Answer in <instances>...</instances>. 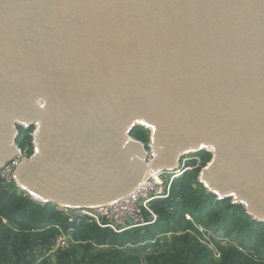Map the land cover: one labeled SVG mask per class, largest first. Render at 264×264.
<instances>
[{
  "label": "water",
  "instance_id": "obj_1",
  "mask_svg": "<svg viewBox=\"0 0 264 264\" xmlns=\"http://www.w3.org/2000/svg\"><path fill=\"white\" fill-rule=\"evenodd\" d=\"M19 128L39 204L105 206L206 152L197 183L264 224V0H0V171Z\"/></svg>",
  "mask_w": 264,
  "mask_h": 264
},
{
  "label": "trees",
  "instance_id": "obj_2",
  "mask_svg": "<svg viewBox=\"0 0 264 264\" xmlns=\"http://www.w3.org/2000/svg\"><path fill=\"white\" fill-rule=\"evenodd\" d=\"M32 131V128L28 131L19 128L16 141L18 148L21 152L25 150L28 157L33 151ZM130 136L145 145L149 141V132L143 128L134 129ZM199 157L195 172L176 179L166 200L151 203V210L157 214L153 224L120 234L84 221L71 224L54 207L42 206L17 190L9 192L1 186L0 264H31L28 260L31 252L59 233L55 227L64 232L73 228L71 236L76 242L56 256L55 264H264V251L260 252L261 248L264 249V224L252 221L242 207L232 205L231 200L217 201L208 193L209 200H203L192 188L195 184L206 193L196 180L211 155L202 152ZM189 165L188 162L186 167ZM219 210H222L221 219L208 223ZM191 214L197 215L196 222L207 231H222L224 239L213 240L216 253L202 244L199 239L202 233L194 224H186L185 216ZM144 217L148 222V216ZM167 233H171V238H167Z\"/></svg>",
  "mask_w": 264,
  "mask_h": 264
},
{
  "label": "built area",
  "instance_id": "obj_3",
  "mask_svg": "<svg viewBox=\"0 0 264 264\" xmlns=\"http://www.w3.org/2000/svg\"><path fill=\"white\" fill-rule=\"evenodd\" d=\"M26 157H28L26 153L20 150V155L17 159L3 169L7 171V177L4 178L5 183H13L17 191L19 190L14 183L12 173L16 165ZM187 170L186 159L184 158L179 170L176 172L155 173L153 174L155 177L148 176L130 194L117 202L94 209L54 208L61 211L71 224H79L84 221L116 234L124 233L153 224L157 216L154 215L150 208L151 203L166 200L169 197L172 181L181 177ZM145 215L149 218L148 222L144 219ZM185 217L189 219L188 216ZM3 222L6 223L5 221ZM55 228H57L59 233L54 239L47 244L36 247L31 252V257L28 259L31 264H55V258L59 253L67 250L71 244H76L71 236L73 228H69L67 232L62 231L58 227Z\"/></svg>",
  "mask_w": 264,
  "mask_h": 264
},
{
  "label": "rangeland",
  "instance_id": "obj_4",
  "mask_svg": "<svg viewBox=\"0 0 264 264\" xmlns=\"http://www.w3.org/2000/svg\"><path fill=\"white\" fill-rule=\"evenodd\" d=\"M23 152H25V150L23 151ZM197 161H196V163L194 164V165H189L188 167H187V171H185L184 172V174L183 175H181V177L182 176H184L185 175V173H188V172H192V173H194L195 171V169L197 168V166L199 165V163H200V157L199 158H197L196 159ZM199 173H200V171H199ZM199 173H198V176H199ZM198 176H197V178H198ZM7 177V171L6 170H2V171H0V187L2 186V187H4V188H6L9 192H15L16 191V187L14 186V184L13 183H10V184H7V183H5V181H4V178H6ZM181 177H179V178H181ZM170 178V177H169ZM175 182V180H173L172 181V183H171V187H172V184ZM196 182H197V180H196ZM4 184V185H3ZM192 188L193 189H196L197 190V192H198V194L201 196V198L203 199V200H207L208 199V197H207V193H205L203 190H201V189H198L197 187H196V185L195 184H192ZM204 189V188H203ZM7 197L5 196L4 197V199H6ZM209 200V199H208ZM207 200V201H208ZM189 202H191V201H189ZM194 204L196 203L195 201L193 202ZM221 211L222 210H219L218 211V215L215 217V218H211L210 220H209V222L208 223H210V222H213L214 220H216V219H221ZM152 212L154 213V211L152 210ZM154 215H156L157 216V214H155L154 213ZM191 215H193V214H191ZM190 215V216H191ZM190 216H188L189 217V219H186V217H185V220H187L186 221V224H187V222H189L190 224H194L195 225V227L202 233V237L201 238H199L200 240H201V242H202V244L204 245V246H206L208 249H210L211 251H213V252H215L216 253V246H214V244H213V240H216V239H221V238H223V237H221L222 235H221V230H217L216 231V233H214V232H212V231H207L206 230V228L204 227V226H202V225H199L197 222H196V220H195V218H196V216L195 215H193V216H191V218H190ZM193 220V221H192ZM182 226H185V224L183 223V225ZM181 226V227H182ZM219 227H220V225H218ZM181 227H180V229H181ZM177 230H179V229H177ZM180 232H182L181 230H179ZM175 234H176V232H175ZM178 234V233H177ZM167 235V238H171L170 236H171V233H167L166 234ZM224 239V238H223ZM228 241H229V238H228ZM261 250H263L264 251V249H260V252H261ZM262 256H264V255H262ZM216 257H218L217 255H216Z\"/></svg>",
  "mask_w": 264,
  "mask_h": 264
},
{
  "label": "flooded vegetation",
  "instance_id": "obj_5",
  "mask_svg": "<svg viewBox=\"0 0 264 264\" xmlns=\"http://www.w3.org/2000/svg\"><path fill=\"white\" fill-rule=\"evenodd\" d=\"M197 156L198 155H196V156H192V157H187V158H185L186 159V164H188V162L190 163V164H192V163H196V159H197ZM196 160V161H195ZM193 161V162H192Z\"/></svg>",
  "mask_w": 264,
  "mask_h": 264
},
{
  "label": "bare ground",
  "instance_id": "obj_6",
  "mask_svg": "<svg viewBox=\"0 0 264 264\" xmlns=\"http://www.w3.org/2000/svg\"><path fill=\"white\" fill-rule=\"evenodd\" d=\"M150 175H151V176H154L153 174H149L148 176H150ZM148 176H147V177H148ZM154 177H155V176H154ZM145 178H146V177H145ZM26 196L28 197V195H26Z\"/></svg>",
  "mask_w": 264,
  "mask_h": 264
},
{
  "label": "crops",
  "instance_id": "obj_7",
  "mask_svg": "<svg viewBox=\"0 0 264 264\" xmlns=\"http://www.w3.org/2000/svg\"><path fill=\"white\" fill-rule=\"evenodd\" d=\"M43 206V204H41Z\"/></svg>",
  "mask_w": 264,
  "mask_h": 264
}]
</instances>
